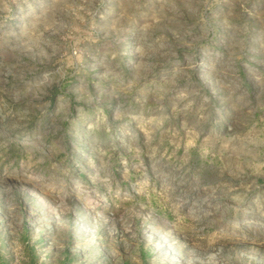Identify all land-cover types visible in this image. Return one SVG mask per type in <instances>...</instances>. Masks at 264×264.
I'll list each match as a JSON object with an SVG mask.
<instances>
[{
    "label": "rangeland",
    "instance_id": "rangeland-1",
    "mask_svg": "<svg viewBox=\"0 0 264 264\" xmlns=\"http://www.w3.org/2000/svg\"><path fill=\"white\" fill-rule=\"evenodd\" d=\"M0 264H264V0H0Z\"/></svg>",
    "mask_w": 264,
    "mask_h": 264
}]
</instances>
